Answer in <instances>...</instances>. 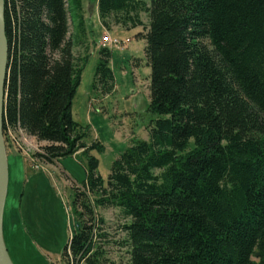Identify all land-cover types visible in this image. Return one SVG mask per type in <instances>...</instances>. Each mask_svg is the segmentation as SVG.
I'll use <instances>...</instances> for the list:
<instances>
[{
    "label": "trees",
    "instance_id": "obj_1",
    "mask_svg": "<svg viewBox=\"0 0 264 264\" xmlns=\"http://www.w3.org/2000/svg\"><path fill=\"white\" fill-rule=\"evenodd\" d=\"M83 2L5 0V140L22 129L45 164L79 152L89 161L73 188L79 230L63 262L106 263L96 242L103 207L130 222V264H264V0H97L109 31L143 27L148 15L140 37L156 117L149 140H134L107 181L90 156L103 146H90L72 115L88 56L75 53ZM99 55L94 90L108 95L111 50Z\"/></svg>",
    "mask_w": 264,
    "mask_h": 264
},
{
    "label": "rangeland",
    "instance_id": "obj_2",
    "mask_svg": "<svg viewBox=\"0 0 264 264\" xmlns=\"http://www.w3.org/2000/svg\"><path fill=\"white\" fill-rule=\"evenodd\" d=\"M83 4L85 30L75 53L81 58L88 56L73 99L72 115L88 131L86 142L103 146L102 152L96 149L90 156L99 161L98 174L107 181L113 163L134 140H149V126L156 119L149 111L151 71L145 41L140 37L149 18L146 13L141 15L143 27L114 29L111 25L110 31L103 30L97 0H84ZM72 30L76 32L74 25ZM107 34L131 43L120 49L108 46L115 90L103 95L101 87L96 91L94 85L99 52L108 48L102 44ZM6 147L9 187L3 237L13 264H65L64 249L79 230L73 188L81 187L87 178L88 157L82 152L62 158L55 165L45 164L37 158L41 154L38 142L17 131L8 132ZM95 200L91 197L92 203ZM95 210L99 220L96 242L105 253V264H130V244L124 230L130 222L119 209ZM100 235L106 237L99 238Z\"/></svg>",
    "mask_w": 264,
    "mask_h": 264
},
{
    "label": "water",
    "instance_id": "obj_3",
    "mask_svg": "<svg viewBox=\"0 0 264 264\" xmlns=\"http://www.w3.org/2000/svg\"><path fill=\"white\" fill-rule=\"evenodd\" d=\"M9 45L6 33L5 0H0V264H13L3 237L4 210L9 187L8 152L3 130Z\"/></svg>",
    "mask_w": 264,
    "mask_h": 264
},
{
    "label": "built area",
    "instance_id": "obj_4",
    "mask_svg": "<svg viewBox=\"0 0 264 264\" xmlns=\"http://www.w3.org/2000/svg\"><path fill=\"white\" fill-rule=\"evenodd\" d=\"M67 1V4H68V0ZM131 43V40L129 39H126L125 41H121V40H118V39H113L109 34H107L106 36L103 37V41H102V44L105 45L106 47H117V48H125L126 46H128L129 44ZM108 47V48H109ZM110 49V48H109ZM17 132H20L28 137H30L29 135H27L22 129H19ZM30 138H33V137H30ZM34 139V138H33ZM39 144V143H38ZM40 145V144H39ZM41 148V145L40 147ZM39 152H40V149H39ZM25 156V154H24Z\"/></svg>",
    "mask_w": 264,
    "mask_h": 264
},
{
    "label": "crops",
    "instance_id": "obj_5",
    "mask_svg": "<svg viewBox=\"0 0 264 264\" xmlns=\"http://www.w3.org/2000/svg\"><path fill=\"white\" fill-rule=\"evenodd\" d=\"M100 23V22H99ZM102 29L105 30V27L103 25H101ZM119 27H115L114 29H118ZM100 42H97V44H99ZM101 45V44H100ZM101 94V92H100ZM79 153H82V152H79Z\"/></svg>",
    "mask_w": 264,
    "mask_h": 264
}]
</instances>
